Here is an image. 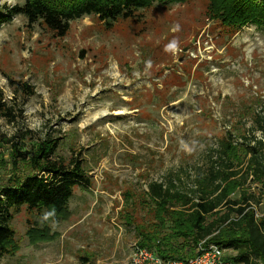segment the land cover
<instances>
[{
	"label": "rangeland",
	"instance_id": "rangeland-1",
	"mask_svg": "<svg viewBox=\"0 0 264 264\" xmlns=\"http://www.w3.org/2000/svg\"><path fill=\"white\" fill-rule=\"evenodd\" d=\"M23 5L0 0L2 12ZM207 8L208 0L155 4L111 29L85 17L64 38L21 15L0 28V95L18 115L0 120V137L28 133L14 139L21 160L1 144L0 188L34 174L47 138L58 140V157L81 156L90 181L66 212L12 211L15 237L0 264H131L139 233L156 232L170 210L150 198L149 184H191L227 132L251 126L246 108H264V28L234 32ZM257 212L264 217V202Z\"/></svg>",
	"mask_w": 264,
	"mask_h": 264
},
{
	"label": "trees",
	"instance_id": "trees-1",
	"mask_svg": "<svg viewBox=\"0 0 264 264\" xmlns=\"http://www.w3.org/2000/svg\"><path fill=\"white\" fill-rule=\"evenodd\" d=\"M191 0H24L23 6L0 9V28L15 16L25 17L29 25L40 24L57 37L64 38L71 23L85 17H97L106 29L119 21L135 20L136 12L155 4L185 5ZM209 20L238 32L253 25L264 28V0H208ZM24 97L35 95L27 83L11 81ZM250 112L251 126L245 125L236 135L227 132L220 139L206 171L199 172L189 185L175 180L153 182L148 186L150 198L162 209L156 232L139 233L140 248L155 250L164 261L188 260L197 255L201 241L237 252L226 260L232 264H264V217L257 208L264 202V108ZM22 117V113L20 115ZM18 115L0 95V120L14 123ZM28 133L11 139L0 137L1 144H11L15 158H24L20 141ZM34 153L33 175L20 184L11 180L0 188V260L8 255L6 243L13 240L12 211L30 210L66 212L76 187L90 186L82 157L70 160L58 157L57 139H46ZM257 186L259 192H252ZM239 195L238 199L233 196ZM158 228V229H157ZM167 232V233H166Z\"/></svg>",
	"mask_w": 264,
	"mask_h": 264
},
{
	"label": "built area",
	"instance_id": "built-area-1",
	"mask_svg": "<svg viewBox=\"0 0 264 264\" xmlns=\"http://www.w3.org/2000/svg\"><path fill=\"white\" fill-rule=\"evenodd\" d=\"M197 255L188 260H168L159 258L155 250L134 246L131 264H232L226 260L225 250L217 245L201 241L196 249Z\"/></svg>",
	"mask_w": 264,
	"mask_h": 264
},
{
	"label": "clouds",
	"instance_id": "clouds-1",
	"mask_svg": "<svg viewBox=\"0 0 264 264\" xmlns=\"http://www.w3.org/2000/svg\"><path fill=\"white\" fill-rule=\"evenodd\" d=\"M175 46H176V45H175V42H173V44L169 45V48H175ZM47 215H50V214H46V216H47Z\"/></svg>",
	"mask_w": 264,
	"mask_h": 264
}]
</instances>
